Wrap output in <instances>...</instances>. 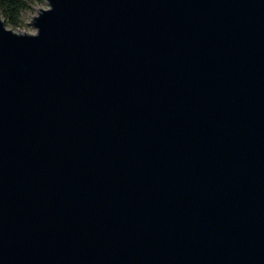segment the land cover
I'll use <instances>...</instances> for the list:
<instances>
[{
  "label": "water",
  "instance_id": "obj_1",
  "mask_svg": "<svg viewBox=\"0 0 264 264\" xmlns=\"http://www.w3.org/2000/svg\"><path fill=\"white\" fill-rule=\"evenodd\" d=\"M45 1L0 17V264H264V0Z\"/></svg>",
  "mask_w": 264,
  "mask_h": 264
},
{
  "label": "trees",
  "instance_id": "obj_2",
  "mask_svg": "<svg viewBox=\"0 0 264 264\" xmlns=\"http://www.w3.org/2000/svg\"><path fill=\"white\" fill-rule=\"evenodd\" d=\"M42 0H0V17L13 27L21 23L23 13L32 10L33 5Z\"/></svg>",
  "mask_w": 264,
  "mask_h": 264
},
{
  "label": "rangeland",
  "instance_id": "obj_3",
  "mask_svg": "<svg viewBox=\"0 0 264 264\" xmlns=\"http://www.w3.org/2000/svg\"><path fill=\"white\" fill-rule=\"evenodd\" d=\"M47 7H48L47 2L45 0H42L34 4L32 10L23 13L21 18V23L18 27H13L5 22L4 24L6 28L11 29L18 33H35L36 30L34 26L31 24V22L33 21L32 17L36 16L41 9H46Z\"/></svg>",
  "mask_w": 264,
  "mask_h": 264
}]
</instances>
